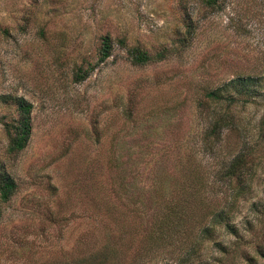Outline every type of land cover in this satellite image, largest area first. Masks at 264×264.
Instances as JSON below:
<instances>
[{"label": "rangeland", "instance_id": "obj_1", "mask_svg": "<svg viewBox=\"0 0 264 264\" xmlns=\"http://www.w3.org/2000/svg\"><path fill=\"white\" fill-rule=\"evenodd\" d=\"M106 35L111 56L76 83ZM131 48L165 57L137 66ZM238 77L252 96L226 88ZM223 89L237 101L207 97ZM11 98L32 105L16 155ZM220 117L231 128L210 143ZM238 155L251 161L241 189L223 177ZM0 172L16 185L0 200V264H83L109 240L123 264H264V0H0ZM196 177L209 209L177 234L186 244L147 256L152 210L137 196L162 207ZM219 210L231 229L209 222Z\"/></svg>", "mask_w": 264, "mask_h": 264}, {"label": "trees", "instance_id": "obj_2", "mask_svg": "<svg viewBox=\"0 0 264 264\" xmlns=\"http://www.w3.org/2000/svg\"><path fill=\"white\" fill-rule=\"evenodd\" d=\"M218 1L219 0H202L204 6L211 9L217 8ZM187 27L188 30H190V27ZM189 33L188 31V34ZM121 43L123 44V42ZM111 51V39L106 35L101 40L99 58L95 65H88L86 69L79 68L74 74V81L76 83H81L86 80L89 74L95 69V66L105 62L111 56ZM129 53L131 62L137 66L146 65L157 60L160 61L165 57V51L150 55L139 48H131ZM255 86L256 82L252 80V78L238 77L229 81L226 88L235 92L239 97H248L252 96L251 93L256 91ZM222 91L227 90H214L207 93V97L213 101H226L229 103L237 101L235 98L237 96L234 94H225V96H223ZM11 100L17 109L18 118L15 123L6 125L5 132L8 137L7 152L16 155L26 148L31 136L32 105L23 98H11ZM228 127L231 128V122H229L228 117L217 118L210 127L209 135L205 137V140L208 139L210 143H214L215 140H220L222 131ZM250 163L251 161L248 158L241 155L231 158L224 163L223 177L230 182L234 181L240 189L244 188V177L248 172ZM188 180H186V183L177 185L178 188L176 192L170 197L165 198V204L162 207L157 204L158 207L155 208L153 206L149 208L143 201V198L137 196V204L142 205L145 212L152 210L150 218L151 223L145 231L146 242L150 245V247L147 246V256L154 254V252L168 250L166 248L173 244L172 240L178 241L176 240L178 239V233L184 234L185 231H188L185 232L187 234L192 233L190 225L194 221L193 215L197 211H200L199 207L204 206L206 209H209V206H205L202 200V192H195L196 185L201 183L199 179L196 177V180ZM15 190L16 185L14 180L6 172H0V200L2 202L9 201ZM209 222L216 225L223 224L225 228L231 229L227 216L222 210L211 212V219ZM199 228L200 231L198 234H200V236L206 237L205 235H208V237H212V228L204 225L199 226ZM187 241L188 237L186 238L184 235L178 242L181 244L180 246H183ZM120 245L121 244L118 245V242L116 243L115 240H109L106 245L96 248L85 257H82L80 262L83 264H123V254L120 255L119 250ZM190 255L191 254L188 253V258L179 260L178 264H187V261H190Z\"/></svg>", "mask_w": 264, "mask_h": 264}]
</instances>
